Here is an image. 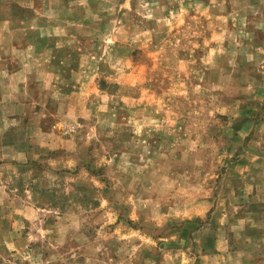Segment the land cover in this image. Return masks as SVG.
<instances>
[{
    "label": "rangeland",
    "instance_id": "obj_1",
    "mask_svg": "<svg viewBox=\"0 0 264 264\" xmlns=\"http://www.w3.org/2000/svg\"><path fill=\"white\" fill-rule=\"evenodd\" d=\"M22 2L0 62L39 100L3 139L40 148L0 152V264H227L264 171V0Z\"/></svg>",
    "mask_w": 264,
    "mask_h": 264
},
{
    "label": "crops",
    "instance_id": "obj_2",
    "mask_svg": "<svg viewBox=\"0 0 264 264\" xmlns=\"http://www.w3.org/2000/svg\"><path fill=\"white\" fill-rule=\"evenodd\" d=\"M46 2L47 0H23L20 5L22 7H30L35 12H39ZM51 2L52 4L54 3L53 1ZM58 4L63 3L61 1H56L54 5ZM43 17H47V19H49L48 24L53 22L49 14ZM1 22L4 23L5 32H0V37H2V35H6L7 33H11L9 25H11L12 19H7L4 22ZM23 22L24 20H21L19 23L23 24ZM36 31V35L37 37H39L40 28H38V30L36 29ZM4 48L9 50V53H6L7 55H11L10 50L12 51V55H19L25 50L19 47H11V49H9L10 47L6 45L1 48L0 56L3 55ZM255 50L260 51L262 55H264V47H259ZM243 51L245 50L240 49V53L242 56H244ZM14 52H16V54H14ZM254 53L256 55V52ZM239 58V63H237V58L232 60L231 65L233 68L241 67L242 58ZM2 62H0V78H2L0 80V106L4 110V112H2V110L0 111V152L6 150L15 152V157L11 158L10 160L13 161L11 165L15 164L16 166L19 162V154H23L25 150H32V152L38 150L40 148L39 143L37 141L33 143V140L32 142L28 141V139L26 140L24 136H26L27 134H25V130L23 132V129L15 130L16 136L18 135L19 131H21V133L19 136L14 138L13 141H7L5 138L3 139V136H6V134L10 132L11 125L15 127L23 125V111L21 110V103L24 100L28 101L26 97H28L29 100H33V102L34 98L36 101L39 100V94H36V92H34V88H36L37 90L39 89L41 80H36L35 82L31 81V75L25 74L26 70L23 65L19 66L17 69H13L15 67L13 65V62L9 63L6 60L4 63ZM45 74L49 76L48 73ZM51 76L53 79H58L56 76ZM25 88H27V90H25ZM9 120H14L15 122L9 123ZM261 163L264 167V157L261 158ZM6 165L7 164L5 163V161L0 162V168H3V166ZM257 180L260 182V185L256 187L257 189L255 191H251V198L254 199L256 205V210L253 214L256 215V220L253 221L252 224L251 219L249 221V219L246 218L247 223L245 222V219L242 220L241 223H243V227L241 226L242 230L239 231V243L240 241L241 243L239 244V246H237V249L227 254V264H264V171L262 176L260 178L258 177ZM247 197H249L248 194ZM252 229H254L256 235L254 238L248 236L250 233H253Z\"/></svg>",
    "mask_w": 264,
    "mask_h": 264
}]
</instances>
